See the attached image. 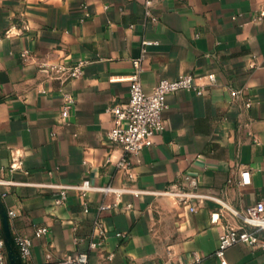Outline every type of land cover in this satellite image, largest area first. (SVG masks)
<instances>
[{
    "label": "crops",
    "instance_id": "0c3cea01",
    "mask_svg": "<svg viewBox=\"0 0 264 264\" xmlns=\"http://www.w3.org/2000/svg\"><path fill=\"white\" fill-rule=\"evenodd\" d=\"M144 1L0 0V195L15 213V239L33 242L23 264L82 253L89 264H180L194 255L200 264H223L220 236L240 220L222 203L244 212L264 201V0H167L152 7L157 22ZM143 41L158 42L143 62L147 93L181 74L201 85L213 74L215 83L202 96L169 95L165 130L121 169L124 150L106 138L109 108L129 102ZM79 63L82 76L67 79ZM64 94L75 104L63 120ZM242 171L250 184H242ZM184 174L214 198L195 212L162 195ZM85 181L139 193L82 197L68 189L57 204L62 187ZM40 229L47 233L36 237ZM94 241L101 245L92 249ZM224 259L264 264V249L237 244Z\"/></svg>",
    "mask_w": 264,
    "mask_h": 264
},
{
    "label": "built area",
    "instance_id": "2783aa9c",
    "mask_svg": "<svg viewBox=\"0 0 264 264\" xmlns=\"http://www.w3.org/2000/svg\"><path fill=\"white\" fill-rule=\"evenodd\" d=\"M167 0H145V12L154 22L158 21L152 13V7L158 3ZM88 16V14L86 15ZM263 17H255L254 21H262ZM158 42L143 41L141 43V57L133 61V72L130 76V91L129 102L126 105H115L109 108V112L114 116L113 128L108 132L107 141L121 146L124 150V157L118 163L121 169H129L131 159L138 157L141 152L153 146L154 138L161 134L166 128V121L164 119V112L167 109V97L179 91H193L197 95L202 96L206 92V86L215 83V75L207 76L209 83L201 85L196 83V79L191 74H181L175 80L163 79L155 87L152 93L145 91L142 75L144 72L143 62L145 54L149 47L157 45ZM83 63H79L75 67L70 68L67 79L75 80L83 74ZM64 105L60 113L61 119H67L70 116L71 110L74 107L75 100L70 94H64ZM18 168L17 164L12 165L11 169ZM250 173L242 171L240 173L242 184H250ZM130 177H133L129 174ZM2 182L0 181V185ZM68 189L76 190L82 197H87L91 192H103L105 194H114L120 196L123 193L138 194V191L131 189H117L113 187L99 188L93 187L88 181L72 187H62L61 199L57 201L60 205L66 199V191ZM162 195L170 196L177 201V203L188 207L192 212L197 210V203H201L206 199H214L213 197L200 192V180L198 177L184 174L180 176L177 183L167 189ZM1 196V195H0ZM2 197V196H1ZM225 210L230 212L235 218L240 220L239 225L227 226L220 236L219 248L217 257L223 264H227L224 256L227 249L237 244H246L252 248L261 247L264 249V201H259L254 206L248 207L244 212H239L232 209L225 203H222ZM117 206L116 203L112 205H103L100 207L101 211L112 209ZM85 212H89L86 208ZM15 213L10 212L9 217H14ZM216 221V220H215ZM99 234L102 239L105 238L106 230L100 222L96 223ZM47 233V229H40L36 232V237H40ZM16 245L19 249L21 259L26 261L32 253L33 242L31 239L25 237H18L15 239ZM101 245L100 242H92L90 247L95 249ZM201 258L194 255L188 262L180 264H200ZM0 264H8V257L0 229ZM58 264H89V255L82 253L74 257H66ZM163 264H174L171 261Z\"/></svg>",
    "mask_w": 264,
    "mask_h": 264
},
{
    "label": "water",
    "instance_id": "95a60500",
    "mask_svg": "<svg viewBox=\"0 0 264 264\" xmlns=\"http://www.w3.org/2000/svg\"><path fill=\"white\" fill-rule=\"evenodd\" d=\"M0 229L5 241V247L8 257L9 264H23L19 249L16 245L15 237L13 236L9 213L3 203L2 197L0 196Z\"/></svg>",
    "mask_w": 264,
    "mask_h": 264
},
{
    "label": "rangeland",
    "instance_id": "374dc122",
    "mask_svg": "<svg viewBox=\"0 0 264 264\" xmlns=\"http://www.w3.org/2000/svg\"><path fill=\"white\" fill-rule=\"evenodd\" d=\"M8 264H9V262H8Z\"/></svg>",
    "mask_w": 264,
    "mask_h": 264
}]
</instances>
